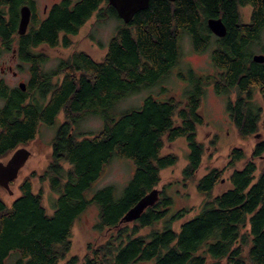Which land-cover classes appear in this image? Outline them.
<instances>
[{
    "label": "trees",
    "instance_id": "trees-1",
    "mask_svg": "<svg viewBox=\"0 0 264 264\" xmlns=\"http://www.w3.org/2000/svg\"><path fill=\"white\" fill-rule=\"evenodd\" d=\"M25 4L32 9V20L26 33L18 35L19 11ZM244 7H249L247 21L241 14ZM93 14L98 21L121 22L102 59L74 51L45 70L48 56L35 48L69 47V36ZM210 18H221L223 37L210 32ZM263 30L264 0H150L128 23L107 0H59L40 19L35 0H0V53L11 55L15 49L28 71L24 91L0 81V157L29 144L41 124L51 126L60 113L63 117L51 142V159L38 175L57 194L54 210L47 213L42 191L32 190L35 171L19 183V195L9 205L0 197V264L12 253L17 255L15 264H59L70 250L74 223L93 205L98 211L95 227L110 230V235L89 247L81 261L72 256L64 264H264V136L247 160L242 148H232L225 169L212 167L198 179L196 189L207 200L177 230L173 224L189 209L171 212L173 199L164 188L137 220L120 224L123 215L158 186L161 170L177 163L175 153L161 154L166 142L185 140L182 176L194 179L204 154L197 128L205 124L200 107L206 86L218 94L234 90L226 109L237 133H257L262 111L253 96L257 91L264 102V62L252 60V47ZM183 33L189 34L196 52L214 43L215 74L199 76L188 69V74L179 73L192 84L185 99L148 95L140 106L111 114L117 102L156 85L178 64ZM261 51L264 54V46ZM87 116L100 117L102 128L90 136L77 134ZM114 156L135 167L121 196L108 185L87 197ZM227 169L230 187L213 195Z\"/></svg>",
    "mask_w": 264,
    "mask_h": 264
},
{
    "label": "rangeland",
    "instance_id": "rangeland-1",
    "mask_svg": "<svg viewBox=\"0 0 264 264\" xmlns=\"http://www.w3.org/2000/svg\"><path fill=\"white\" fill-rule=\"evenodd\" d=\"M59 0H36L37 12L41 17H44L45 12L49 7ZM241 14L244 21L248 20L249 7L241 8ZM121 22L117 18H108L105 20H97L96 14H93L87 22L79 29L76 35H70L71 44L69 47L57 46L50 48L40 46L39 51L44 52L48 56V60L44 65L45 70L53 69L61 58L69 56L74 51H84L95 60H101L106 53L107 44L110 38L115 34L117 27ZM180 56L176 66H174L169 74L163 77L156 85L151 87H142L140 91L135 92L119 102H117L111 114L119 115L125 110L140 106L143 99L152 95L159 100L174 96L179 99H185L186 91L192 84L188 80H183L179 77V73L188 74V69H192L199 76L215 74V68L211 64V51L214 48L212 43L209 48L203 52H196L189 34L183 33L178 41ZM264 46V30L259 35L256 44L252 47L253 54L261 53V48ZM20 65V68L17 66ZM9 67L12 70H8ZM16 71L17 76L13 75ZM0 79H3L10 87L17 86L19 81L26 82L28 79L27 65L10 53H0ZM235 91L228 94H218L212 85L205 87V93L202 98L200 113L205 119V124L197 128V140L204 145V154L202 162L197 170L194 179L184 180L182 169L187 163L188 149L183 138H179L174 142L165 143L161 154L168 152L175 153L178 156V161L175 165L161 170V181L156 188L163 189L165 194L173 199V204L170 211L174 212L177 209L186 207L189 213L182 219L173 224L174 229H178L180 223L186 219L192 218L200 212L203 203L207 200L202 194H199L196 189V182L210 168L216 167L225 169L228 161V154L232 148H242L245 152V160H247L252 152V148L258 140L264 136V102L259 93L254 91L253 101L261 108V121L259 130L256 134L250 136H240L231 121L227 112L226 104L228 98H233ZM1 104V101H0ZM62 114L60 113L53 125L41 124L38 128L36 137L25 147L30 151V156L23 165L16 182L10 186L12 194L0 188V197L8 205L12 200L19 195L18 182L32 171L36 172V176L42 173L51 159V142L54 138L59 125L62 122ZM102 128V119L98 116H87L80 121L77 126V134L92 135L97 133ZM264 158V157H263ZM238 163L237 168H240L245 161ZM258 164L259 159H255ZM67 167V165H64ZM135 167L130 160L122 159L114 156L110 162L104 167L100 177L92 183L85 195L91 197L98 189L112 185L114 187L116 197H120L124 187L132 178ZM230 170H225L223 180L214 189L213 195L230 187L227 177ZM256 177L258 171L256 172ZM33 192L42 191V203L47 211L51 214L54 210V201L57 194L52 192L48 181L34 179L32 182ZM97 207H89L82 216L74 223L70 237V250L65 258L59 262L64 264L67 259L72 256H77L79 261L88 253L91 246H96L104 242L110 235V230H98L95 225L97 222ZM147 231V230H145ZM17 255L12 253L4 264H15Z\"/></svg>",
    "mask_w": 264,
    "mask_h": 264
},
{
    "label": "water",
    "instance_id": "water-1",
    "mask_svg": "<svg viewBox=\"0 0 264 264\" xmlns=\"http://www.w3.org/2000/svg\"><path fill=\"white\" fill-rule=\"evenodd\" d=\"M108 3L115 9L118 17L128 23L135 13L147 8L150 0H107ZM173 1V0H168ZM18 34L22 35L27 30V25L30 20V9L24 5L19 11ZM207 26L216 37H223L226 34V27L221 18H210L206 21ZM254 62H264V54H253ZM19 87L24 89V83H19ZM256 134V137H259ZM30 156V151L25 147L17 148L6 163L0 162V185L5 189H9V181L17 177L19 169L25 164ZM160 197V189L153 188L142 198H140L134 206H132L121 218L120 224L130 223L137 220L141 214L150 206L154 205Z\"/></svg>",
    "mask_w": 264,
    "mask_h": 264
},
{
    "label": "flooded vegetation",
    "instance_id": "flooded-vegetation-1",
    "mask_svg": "<svg viewBox=\"0 0 264 264\" xmlns=\"http://www.w3.org/2000/svg\"><path fill=\"white\" fill-rule=\"evenodd\" d=\"M35 4H36V0H35ZM25 5H26V4H25ZM22 6H24V5H22ZM22 6H21V7H22ZM26 6H28L29 9H30V20H29L28 25H27V29H28V28H29V25H30V23H31V20H32V14H33V12H32V9L30 8L29 5H26ZM50 7H51V6H50ZM50 7H49V8H50ZM36 10H37V4H36ZM48 10H49V9H48ZM48 10L45 12L44 17L46 16ZM37 14H38V16H39V19H40V18H44V17H41V16L39 15L38 12H37ZM19 18H20V16H19ZM18 23H19V21H18ZM17 28H18V27H17ZM26 31H27V30H26ZM17 32H18V31H17ZM25 33H26V32H25ZM25 33H24V34H25ZM18 35H19V34H18ZM22 35H23V34H22ZM43 46H44V45H43ZM39 47H40V46H39ZM39 47L35 48V51H37V52H42V51H39V50H38ZM15 51H16L15 49L12 50V54H11V56H12V57H15V58L17 59V57L15 56ZM261 53H262V52H261ZM252 56H253V55H252ZM18 60H19V59H18ZM19 61H20V60H19ZM20 67H21L20 65L17 66V68H20ZM8 70H12V68L9 67ZM13 75H14L15 77L17 76L16 71H13ZM0 81H3L2 83H3L5 86H7L9 89H11V88H19V89L22 90V91H24V90L26 89V85H27V81H26V82L19 81L18 84H17V86L10 87L9 85H7V84L5 83V81H4L3 79H0ZM21 82L24 83V89H21V88L19 87V83H21ZM19 147H25V146L20 145V146L16 147L15 149H13V151H11V153L7 154V155L4 156V157H0V162H2V163H6V162L9 160V158L11 157V155L13 154V152H14L17 148H19ZM25 148H26V147H25ZM22 168H23V166L19 169L18 174H17V177H16L15 179L9 181V189H10V186H12V185L16 182V180L18 179L19 174H20ZM34 179H38V180H39L38 176H36V175H35L34 177L31 178V182H33ZM22 180H23V178H21L20 181H19L18 183L22 182ZM44 181H48V180H44ZM18 185H19V184H18ZM0 188L6 190L7 193H9V194H12L11 189H10V191H9L8 189H5V188H4L3 186H1V185H0ZM17 188H18V187H17ZM4 263H5V262H4Z\"/></svg>",
    "mask_w": 264,
    "mask_h": 264
}]
</instances>
